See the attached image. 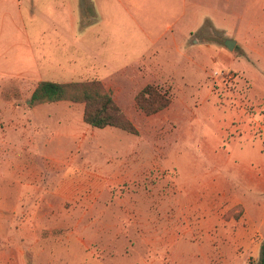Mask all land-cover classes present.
<instances>
[{"label":"rangeland","instance_id":"1","mask_svg":"<svg viewBox=\"0 0 264 264\" xmlns=\"http://www.w3.org/2000/svg\"><path fill=\"white\" fill-rule=\"evenodd\" d=\"M187 1L0 0V194L9 187L15 164L33 162L45 169L44 156L58 148L66 155L60 178L81 175L75 161L79 145L81 153L87 152L86 157L109 177L123 176L122 157L115 152L116 147L127 146L141 152L130 154L134 163H162L142 171L146 181L131 185L135 198L137 193L153 194L162 182V193L171 191L167 201L175 194L192 201L198 224L203 211L196 205L213 203V196L221 200L224 189L227 199L239 196L247 203L258 199L264 213V196L257 195V180L264 176V0H203L194 8L187 6L193 0ZM227 40L236 42L233 51L226 47ZM49 80L102 81L139 135L87 125L83 104L31 107L38 84ZM148 84L172 99L167 109L153 116L142 113L135 103ZM32 135H41L44 142L41 139L30 154L27 139ZM55 178L57 174L45 173L47 182ZM128 185L120 181L112 186L113 198L107 205L113 214L100 221L118 220L112 224L116 229L125 225L122 213L127 206L121 200ZM134 201L143 208L147 203ZM228 205L223 202L220 210ZM243 214L242 207L233 208L224 219L239 221ZM80 219L75 235L89 242L85 247H78L71 235ZM95 219H45L44 226L54 230V237L33 253L28 251L25 259L31 264H136L121 248L113 255L111 249L92 242L100 231L96 225L90 228ZM253 219L258 220L257 214ZM258 225L257 232L252 228L245 235L256 240L250 248L236 240V225L225 247L217 244L218 233L210 226L209 231L195 230L179 243L177 259L169 252L161 256L160 264H256L264 237V223ZM49 233L45 231V237ZM29 244L15 230L8 232L0 241V264H18L15 256ZM34 253H42L39 263Z\"/></svg>","mask_w":264,"mask_h":264},{"label":"crops","instance_id":"2","mask_svg":"<svg viewBox=\"0 0 264 264\" xmlns=\"http://www.w3.org/2000/svg\"><path fill=\"white\" fill-rule=\"evenodd\" d=\"M201 1L203 0L190 1L187 6L194 8V6H198L195 3ZM47 57V55L44 56V58ZM47 70H50V68H47ZM31 137L27 139V150L29 149L30 154L34 153V148L40 147L39 141L41 139L44 142L41 135H38V137L32 135ZM81 149L82 146L79 145L75 158L76 163H80L77 168L82 170L81 175L69 180L59 177L63 176V171L66 168V155L61 154L64 149L60 150V148L53 150L50 154L46 153L44 159L48 162V166H45V169L39 168L33 162L27 165L15 164L12 167L9 187L0 194V241L6 238L8 232L12 233V230L20 234L22 241H29L30 244L27 250H20L15 256L16 263L31 264L25 259L28 251L33 253L36 247L54 237V230L45 228L44 225L47 222L45 219L59 216L95 217L96 221H91L90 228L96 225L100 228V231L93 234L92 239L95 241L92 240V242H97L101 248L111 249L113 255H116L117 249L121 248L125 257L133 260L136 264H160L162 261L161 256L169 252L174 253L173 255L176 258L179 243L185 241L186 237L195 230L205 229L209 231V226L217 231V244H221L222 247L226 246L227 235L232 232L233 229L231 228L234 225L237 226L236 240L239 243L246 244L250 248L256 242L255 239L245 238V235L251 234L252 228L257 232L259 229L258 224L264 223V213L261 211L263 205L258 199L249 203L239 196L227 199L223 189L221 200H216L213 196V203L210 201V203L196 205L197 209H202L204 216H200L203 220H200L197 224L193 215L194 205L192 201L189 198L179 199L176 194L173 199L169 198L167 201L171 191L162 193L160 190L163 185L162 182V185H159V189L156 192L154 191L153 194L148 192L137 193L139 197L135 198L136 193L134 190L136 188L131 185L135 181H142L145 178H143L142 171L146 172L153 164L161 166L162 163L157 161L134 163L133 160H130V154L138 150L127 146L116 147L118 150L115 153L122 157L120 171L124 175H120V178H113L109 177L108 171L98 169L93 160L86 157L87 152L81 153ZM151 152L155 153L156 151L152 150ZM49 171L57 174V178L47 182L45 173ZM120 181L128 182V186L132 188L126 190L124 193L126 197L121 200L127 206L122 213L124 217L122 223L127 226L122 225L120 229H116L112 224L118 223V220H109V224H107L106 221H100L99 217H110L111 208L107 204L113 198L111 189L115 183ZM144 181L146 180L144 179ZM226 183L227 180L225 179L218 190ZM257 183L259 184L257 185L259 191L257 195L264 196V176L260 177ZM173 187L178 188V181H175ZM207 198L209 201L210 196L208 195ZM137 199L147 202L144 208L136 204L134 200ZM225 201L229 202L228 208L220 210L222 203ZM2 202L7 203L3 205ZM67 202H70L72 207H65ZM237 207H242L244 210L241 219L239 221L234 219L226 221L224 216L227 210ZM256 214L257 221L256 218L253 219ZM136 217H138V225L134 223L137 221ZM81 222V219L76 222L71 235L76 236L78 247H85L86 243L89 242L80 235H75ZM45 231H50L48 237H45ZM108 232L111 234L107 236ZM104 234L107 238L105 242H102L100 240ZM111 236L114 240H111ZM120 237L123 239L119 240ZM263 241L264 237L261 239L260 245ZM136 250H147V253L138 254ZM162 251L163 254H161ZM154 254H156V257H153ZM33 257L39 263L43 256L42 253H34Z\"/></svg>","mask_w":264,"mask_h":264},{"label":"trees","instance_id":"3","mask_svg":"<svg viewBox=\"0 0 264 264\" xmlns=\"http://www.w3.org/2000/svg\"><path fill=\"white\" fill-rule=\"evenodd\" d=\"M58 102L83 104V120L91 127L98 129L112 127L139 135L137 127L117 104L112 92L100 80L66 83L41 81L30 99L31 107ZM135 103L142 113L153 116L167 109L172 104V99L157 86L148 84L135 96ZM256 264H264V241L260 259Z\"/></svg>","mask_w":264,"mask_h":264},{"label":"water","instance_id":"4","mask_svg":"<svg viewBox=\"0 0 264 264\" xmlns=\"http://www.w3.org/2000/svg\"><path fill=\"white\" fill-rule=\"evenodd\" d=\"M226 47L230 50L233 51L236 45V42L232 41V40H227L225 42Z\"/></svg>","mask_w":264,"mask_h":264}]
</instances>
